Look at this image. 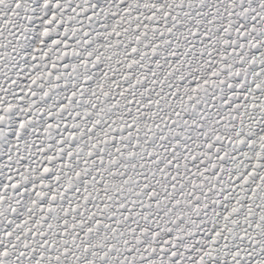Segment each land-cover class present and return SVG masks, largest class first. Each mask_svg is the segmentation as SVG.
<instances>
[{
	"label": "rangeland",
	"instance_id": "obj_1",
	"mask_svg": "<svg viewBox=\"0 0 264 264\" xmlns=\"http://www.w3.org/2000/svg\"><path fill=\"white\" fill-rule=\"evenodd\" d=\"M0 264H264V0H0Z\"/></svg>",
	"mask_w": 264,
	"mask_h": 264
}]
</instances>
